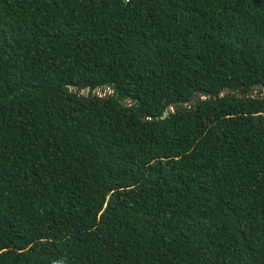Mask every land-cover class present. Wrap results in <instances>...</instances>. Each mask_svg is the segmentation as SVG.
I'll use <instances>...</instances> for the list:
<instances>
[{
	"label": "trees",
	"instance_id": "obj_1",
	"mask_svg": "<svg viewBox=\"0 0 264 264\" xmlns=\"http://www.w3.org/2000/svg\"><path fill=\"white\" fill-rule=\"evenodd\" d=\"M0 264H264V0H0Z\"/></svg>",
	"mask_w": 264,
	"mask_h": 264
},
{
	"label": "water",
	"instance_id": "obj_2",
	"mask_svg": "<svg viewBox=\"0 0 264 264\" xmlns=\"http://www.w3.org/2000/svg\"><path fill=\"white\" fill-rule=\"evenodd\" d=\"M99 90H100L99 88H96L94 91L91 92V94L89 95V97H92V96H96V95H98V91H99ZM87 91H89V89H87ZM239 96H240V95H239ZM169 112H170V109L166 110V112H165V116H167V115L169 114Z\"/></svg>",
	"mask_w": 264,
	"mask_h": 264
},
{
	"label": "rangeland",
	"instance_id": "obj_3",
	"mask_svg": "<svg viewBox=\"0 0 264 264\" xmlns=\"http://www.w3.org/2000/svg\"><path fill=\"white\" fill-rule=\"evenodd\" d=\"M108 93H110V91L107 92V93H105V94H108ZM105 94H103V95H105ZM98 95H102V94H101V91H98ZM254 95H255V94H254Z\"/></svg>",
	"mask_w": 264,
	"mask_h": 264
}]
</instances>
